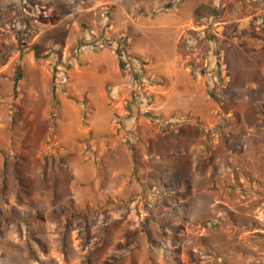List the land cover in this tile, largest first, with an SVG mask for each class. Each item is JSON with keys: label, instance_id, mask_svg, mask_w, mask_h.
<instances>
[{"label": "rangeland", "instance_id": "1", "mask_svg": "<svg viewBox=\"0 0 264 264\" xmlns=\"http://www.w3.org/2000/svg\"><path fill=\"white\" fill-rule=\"evenodd\" d=\"M7 2L0 0V8ZM21 2L1 33L11 43L2 49L9 68L3 75L14 80L2 88L14 92L0 106L16 111V76L39 60L34 36L53 28L41 44L57 40V46L36 65L50 76L56 104L71 100L68 84L79 55L106 50L115 56L122 91L112 134L120 153L114 162L82 148V159L97 165L100 194H92L88 207L49 210L39 201L42 170L31 168L39 144L25 153L23 175H30L11 177L6 167L15 158L9 152L16 131L10 129L9 145L8 128L0 132V264H264V0H165L160 11L179 12L178 31L153 22L137 38L131 24H120L121 13L113 19L109 4ZM73 12L75 26L65 19ZM129 47L145 52L147 62ZM176 61L187 79L171 94L159 76ZM43 88L30 76L18 85L25 100L34 99L36 119ZM51 131L47 147L58 138L57 128ZM101 146L109 151L112 140ZM51 150L58 172L61 147ZM117 163L122 174L114 178ZM10 181L20 184L12 196Z\"/></svg>", "mask_w": 264, "mask_h": 264}, {"label": "crops", "instance_id": "2", "mask_svg": "<svg viewBox=\"0 0 264 264\" xmlns=\"http://www.w3.org/2000/svg\"><path fill=\"white\" fill-rule=\"evenodd\" d=\"M98 1V2H97ZM21 0H10L5 6L0 8V101L6 102L11 100V96L14 89L8 91L2 88L5 82L12 81L10 74L4 76V72H9V68H6L5 59H2V49L10 48V40L6 38L7 36L1 34L7 28V22L10 19L18 16L17 8ZM96 4H109L115 7L112 12L113 19L118 17V13H121L123 19L121 25L129 26L132 25L130 30L131 34H134L136 38L139 36L140 32H143L145 28H149L153 22L166 24L165 29L170 28L171 30H177L180 27L179 21L177 20V15L179 12L172 8L166 9V11L161 12L160 9L164 4L165 0H145L144 2H139L136 4L133 0H96ZM22 3V2H21ZM95 6V5H94ZM169 7V6H168ZM96 8V6L94 7ZM94 8L90 10L93 11ZM138 12L141 14L137 15ZM88 14L90 12H87ZM114 13V14H113ZM78 13H70L65 16V19L71 21V24L75 26L76 18ZM178 24L177 28L175 26ZM46 30H53V28H44L39 31L38 34L34 36L32 46L36 48L37 63L41 64L40 56L44 57L48 55L52 50L56 48L57 45L54 41L51 45L44 46L41 41L45 37ZM25 32V31H24ZM135 38V40H136ZM70 42V41H68ZM71 43V42H70ZM130 48V47H129ZM51 50V51H50ZM41 52V53H40ZM130 53L133 56L140 57L142 60L146 61L147 54L141 50H136V48L131 50ZM40 54V55H39ZM178 60V59H177ZM79 65L75 67L72 75L70 76V83L68 84L69 92L68 96L71 100L67 98L58 99V103L54 106L56 100L50 90V79L49 75L43 73V68L41 66L35 65L28 70L23 71V75L19 81H17L16 92H17V109H12L7 107V105L0 106L1 112H4L6 108L10 110V116L2 114L0 115V132L7 130L6 144L9 145L12 141L10 140V132L16 131V142L13 147V153L9 152V169L8 175H16L17 173L21 176H29L30 174H24L23 171L28 164H24L25 153L29 149L30 143L33 145L39 144V149L35 155V162L31 166L42 170V175L39 177L41 179L40 191H44L42 198L39 199L40 202L48 204V209L53 210L54 208L64 207L70 210L74 203L77 207H88L90 202V197L92 194L98 196L101 192V188L96 185L98 179L97 165L94 164L93 167L90 161L86 162L82 159L83 153L89 147V152L87 153L89 157L104 159L105 157L112 158L118 162L119 160V149L115 145L118 142L116 135L113 137L112 132V121L114 110L118 107L117 101L121 95L122 87L121 80L118 71L117 61L113 53L109 51H96V52H86L78 57ZM34 62V61H32ZM178 63L172 64L166 69V72L162 76H159L162 81H166V85L170 84V90L168 92L177 91L180 79H187L186 73H182L181 69L178 68ZM2 67H4L2 69ZM3 75V77L1 76ZM30 76L33 79H38L39 83L44 85L41 90L40 102H42L41 112L39 119H36L32 114L34 111V99L30 97L25 100L24 94L18 91L19 83ZM21 93V94H20ZM170 94V95H171ZM178 95V93H176ZM84 102V106H76V102ZM3 102V103H4ZM37 102V101H36ZM87 112V124L84 126L82 123V115ZM54 113V114H53ZM82 113V115H81ZM55 116V120H51L52 116ZM84 118V116H83ZM53 122V123H52ZM53 127L57 128V137L53 144L47 147V144L51 139V129ZM106 126V128H103ZM12 129V131L10 130ZM105 129V130H103ZM107 139V140H106ZM112 140L113 147L107 151L104 150L107 141ZM2 141V139H1ZM5 142V139H4ZM60 146L61 150L58 151L57 156L59 157V165L61 166L59 171H55L54 164L55 159H52L51 154L55 156V153L51 148H56ZM92 146V147H91ZM91 147V148H90ZM84 148V151H82ZM44 152H48L47 155L42 156ZM74 152L71 159L68 155ZM46 154V153H45ZM1 158V157H0ZM55 158V157H54ZM2 159V158H1ZM51 160H53L51 162ZM117 172L110 174L115 178V174H122L118 168V163L116 164ZM2 173V168H0ZM29 171V170H28ZM119 171V172H118ZM12 180V178H11ZM8 185L7 191L12 196V190L16 191L18 185L17 182H12ZM98 183V182H97ZM15 200H13L14 203ZM92 203V202H90ZM54 209V210H55Z\"/></svg>", "mask_w": 264, "mask_h": 264}, {"label": "trees", "instance_id": "3", "mask_svg": "<svg viewBox=\"0 0 264 264\" xmlns=\"http://www.w3.org/2000/svg\"><path fill=\"white\" fill-rule=\"evenodd\" d=\"M163 8H167V9H168L169 7H168V6H167V7L164 6ZM23 35H25V33H23ZM23 35H22V36H23ZM32 51L35 52V51H36V48L34 47V48L32 49ZM120 52H121V51H119L118 53L120 54ZM19 79H20V77H19V73H18V75L16 76V79H15V82L18 81ZM55 105H56V102L54 103V106H55ZM13 217L16 218V219L18 218V217L15 216V215H13Z\"/></svg>", "mask_w": 264, "mask_h": 264}]
</instances>
